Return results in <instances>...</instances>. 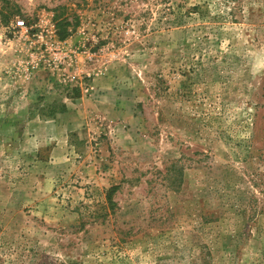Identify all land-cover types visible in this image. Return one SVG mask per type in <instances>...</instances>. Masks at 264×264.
I'll use <instances>...</instances> for the list:
<instances>
[{
    "label": "rangeland",
    "instance_id": "obj_1",
    "mask_svg": "<svg viewBox=\"0 0 264 264\" xmlns=\"http://www.w3.org/2000/svg\"><path fill=\"white\" fill-rule=\"evenodd\" d=\"M0 264H264V0H0Z\"/></svg>",
    "mask_w": 264,
    "mask_h": 264
},
{
    "label": "trees",
    "instance_id": "obj_2",
    "mask_svg": "<svg viewBox=\"0 0 264 264\" xmlns=\"http://www.w3.org/2000/svg\"><path fill=\"white\" fill-rule=\"evenodd\" d=\"M62 30V29H61ZM60 35V39H66L69 35H70V32L67 30V29H65V30H63V31H60V33H59ZM117 187H113L112 189H111V191H114L115 189H116Z\"/></svg>",
    "mask_w": 264,
    "mask_h": 264
},
{
    "label": "built area",
    "instance_id": "obj_3",
    "mask_svg": "<svg viewBox=\"0 0 264 264\" xmlns=\"http://www.w3.org/2000/svg\"><path fill=\"white\" fill-rule=\"evenodd\" d=\"M17 26H18L19 28H25V27H26V22H25V20L17 21Z\"/></svg>",
    "mask_w": 264,
    "mask_h": 264
}]
</instances>
